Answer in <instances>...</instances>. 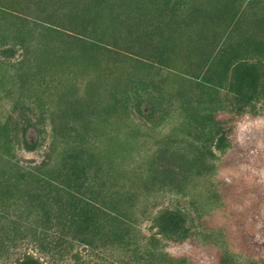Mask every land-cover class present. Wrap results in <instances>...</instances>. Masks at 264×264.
I'll list each match as a JSON object with an SVG mask.
<instances>
[{"label": "rangeland", "instance_id": "rangeland-1", "mask_svg": "<svg viewBox=\"0 0 264 264\" xmlns=\"http://www.w3.org/2000/svg\"><path fill=\"white\" fill-rule=\"evenodd\" d=\"M23 253L264 264V0H0V264Z\"/></svg>", "mask_w": 264, "mask_h": 264}, {"label": "trees", "instance_id": "trees-1", "mask_svg": "<svg viewBox=\"0 0 264 264\" xmlns=\"http://www.w3.org/2000/svg\"><path fill=\"white\" fill-rule=\"evenodd\" d=\"M253 69H255V67L252 64L249 63V59L248 58H246V57L243 58L241 56L236 57V61L234 62L233 70L235 72L236 77H240V81L243 83V84L241 83V88L244 91H247V86H249V85H247L248 79L250 77L249 74H250V71L253 70ZM92 203L94 204L95 207H99V208H104L105 209L104 202L97 201V200H92V199H91V202L90 201L85 202V206L88 207V209H92V207H93ZM104 209H102V210H104ZM94 210H98V209L94 208ZM74 215L80 217V225L81 224H85V222L87 221V216L84 215V213H82L81 210H80L79 214H75V211H74ZM71 218H72V216H71ZM77 222H79V221H77ZM78 230L80 231L81 234L78 236L79 238L78 237L76 238L77 244H72V242L70 240L68 241L69 242L68 244H66L67 242L66 243L63 242V249H64V244H66L67 247L70 248V249L74 248V246H76V247L80 246L82 248H86L87 246H89V247L95 248L96 247L95 244L92 243L93 239L90 238V235L88 234V232L86 231V233H87L86 234L85 231L80 230V229H78ZM36 239L39 242L37 244L39 246V248L41 250L42 249L46 250L47 253H48L50 251V249H51L48 246V243H46L42 238H40V236H37V235H36ZM49 245H51V244H49ZM58 245H59V242L55 241L53 247L57 248ZM50 253H51V251H50ZM73 257L74 258L78 257V254L77 253L74 254ZM14 264H46V263L40 257H36V256H34L32 254H29V253H23L19 258H17L15 260Z\"/></svg>", "mask_w": 264, "mask_h": 264}]
</instances>
